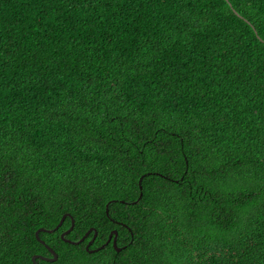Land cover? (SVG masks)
<instances>
[{
    "label": "trees",
    "instance_id": "1",
    "mask_svg": "<svg viewBox=\"0 0 264 264\" xmlns=\"http://www.w3.org/2000/svg\"><path fill=\"white\" fill-rule=\"evenodd\" d=\"M40 228L36 264H264V0H0V264Z\"/></svg>",
    "mask_w": 264,
    "mask_h": 264
},
{
    "label": "water",
    "instance_id": "2",
    "mask_svg": "<svg viewBox=\"0 0 264 264\" xmlns=\"http://www.w3.org/2000/svg\"><path fill=\"white\" fill-rule=\"evenodd\" d=\"M235 12V11H234ZM238 15V14H237ZM141 188V186H140ZM108 213L107 211V208H106V214ZM66 217H69L70 218V221H71V224H70V227L68 230H66L65 232L61 233L60 237L61 239L64 241V242H67V243H71V244H77V243H81L84 241V239L89 235L90 232L94 231L93 229H89L88 232H86V234L78 241V242H71L67 239H65V236L71 232L72 228H73V225H74V220L73 218L68 215V214H65L61 217L60 221L58 222V224L56 225V227L54 228V231H56L63 223V221L65 220ZM41 232H49L43 228H40L38 229L36 232H35V236H36V239L39 243H41L42 245L45 246V248L48 250V252L51 254V258H46V257H42V256H39V255H35L32 257L31 261L33 262V264H36V259H41L43 261H47V262H54L57 260V254L54 252V250H52L49 246L45 245L44 242L42 240H40L39 238V233ZM96 236V232H94V237ZM114 236V237H113ZM116 236H117V231L116 230H113L111 231V233L109 234L108 236V239L107 241L100 247L103 248L106 244H108L111 240H112V246L113 248L115 249L116 252H119L121 250V248H118L116 246ZM93 237V238H94ZM113 237V238H112ZM92 241V240H91ZM90 241V242H91ZM90 242L87 244L86 246V250L89 252V253H93V252H96L98 251L99 248L95 249V250H88V245L90 244Z\"/></svg>",
    "mask_w": 264,
    "mask_h": 264
}]
</instances>
